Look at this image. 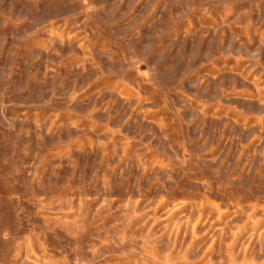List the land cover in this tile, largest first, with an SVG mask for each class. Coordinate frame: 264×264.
Returning a JSON list of instances; mask_svg holds the SVG:
<instances>
[{
  "label": "rangeland",
  "instance_id": "374dc122",
  "mask_svg": "<svg viewBox=\"0 0 264 264\" xmlns=\"http://www.w3.org/2000/svg\"><path fill=\"white\" fill-rule=\"evenodd\" d=\"M0 264H264V0H0Z\"/></svg>",
  "mask_w": 264,
  "mask_h": 264
}]
</instances>
